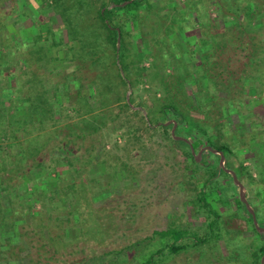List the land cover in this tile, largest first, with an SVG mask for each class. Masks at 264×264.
I'll return each mask as SVG.
<instances>
[{
    "label": "trees",
    "instance_id": "16d2710c",
    "mask_svg": "<svg viewBox=\"0 0 264 264\" xmlns=\"http://www.w3.org/2000/svg\"><path fill=\"white\" fill-rule=\"evenodd\" d=\"M2 1L4 0H0V3ZM30 1L12 0V3L7 4L8 0L0 7V15L3 18L2 21L0 20V58L7 60V63L4 60L3 65L17 61L20 65H25L27 69L30 66L29 60L17 57L15 52L29 51L43 63L45 74L60 79L53 83L51 89L45 86L26 88L25 85H19L18 81V91L8 85L0 92V160H3L0 161V264H43L45 254H49L50 259L59 260L62 251L67 247V235L48 236L49 226L45 222V218H50V213L57 209L54 203L59 191L54 190L46 196L43 192L36 190L28 192L25 178H28L31 172L14 171L10 168V159L18 157L16 163L32 159V170H45L44 163L38 155L46 147L43 144L40 145L37 139L47 135L44 131H47L48 127H54L55 138L60 140L59 144L57 141L51 146V150L55 152L53 157L56 163L47 166L46 175L41 176V179L46 183L51 176V171L53 172L58 166H65V170L57 174L55 181L59 185L60 182L66 183L68 174L80 172L81 167L76 168L80 163L88 166L89 172L92 171L94 175L96 173L101 178L103 173L92 167L98 163L94 157L95 153L92 155V152L96 150L100 142L95 140L91 144L90 150H87L91 155L85 163L81 162L83 156H77L81 151L79 144L82 145L110 123L119 120L114 105H119L126 100L119 92L111 88L132 85L129 75L135 63L133 54L130 60L127 56L130 52L127 49L126 39L128 37L137 39L141 45L140 49L143 50L137 54V57L138 55L141 57L139 62L150 61L149 56L153 57L152 45L144 31L147 27V18L151 14L149 11L153 9L150 0H40L38 3L40 13L51 10L61 21L59 29L51 28L48 23H45L43 28L42 20L34 19L37 15L30 18L26 11ZM17 4H20V8L23 7L20 16L27 19L29 17L31 24H34L32 31L26 30L30 37L27 42L16 40L11 31L10 20L17 10L15 9ZM247 15L250 16L251 13ZM202 19V16H198V23L201 24ZM172 20L173 22L170 21L165 29V37L172 39L173 34L179 33L188 38L186 28L183 30L181 23L174 24L179 22L178 20ZM240 21L244 22V19ZM155 23L160 25L155 29L163 28L159 20ZM234 24L239 27L238 17L234 16L222 22L221 34L222 39L225 36V44L226 41L229 44L232 39L237 38L235 34L225 29ZM153 33L156 35L155 32ZM221 34H217L212 42L207 40L197 42L195 56L198 60L194 62L193 71L187 78L175 75V70L178 68L176 64L171 67V74L165 78L166 91L161 100L162 106L159 107L163 122H154L146 110L147 118L150 119L145 123L147 131L152 134L158 132L167 134L170 131L169 139L172 145L176 149H187L191 164L196 169H204L207 172V178L195 183L199 188L192 199L195 214L204 217L201 226L194 231H190L187 226H173L164 231H154L147 239L152 243L159 244L160 240L163 243H160V246L149 256H145L142 264H162L181 253L202 248L214 241H222L225 248H231L230 245L234 244L239 237L238 232L232 231L228 221L223 218L227 215V211L231 210V204H235L237 210L247 219L249 229L254 234L252 247L255 249L258 264H261L264 258V233L260 234L256 230L253 216L240 198V188L234 183L233 176L227 172L232 168L230 158L238 157L241 153L220 141L224 131L227 134L231 133L227 131V123L233 122L232 112L235 109L233 101H236L233 96L238 92L241 93L240 89L251 77L246 75L244 79L241 76L242 70L236 81L232 77L236 74L235 72L231 74L232 70H229L227 66L224 65L222 68V64L220 62L221 66L218 64L220 46L224 43V41H218ZM248 34L246 32L241 36ZM259 45L261 46L258 49L254 48L253 56L258 57L257 66H264V44L260 42ZM174 46L177 45L174 44ZM167 55L168 53L164 57ZM173 61L176 60L173 59ZM254 61L251 57L245 64L247 68L252 69ZM179 62H184V58ZM147 70L142 69L141 78L146 77L144 72ZM227 70L229 75L225 80L223 78ZM0 72L3 71L0 70ZM7 73L9 81L15 77L16 82L15 74L12 75L10 71ZM262 77L264 76L257 78L264 80ZM96 80H99L101 84L96 85ZM238 81H241L240 85L236 83ZM84 82L89 83L87 87ZM234 84L238 86L235 89H233ZM188 86L193 88V92L186 90ZM183 88L185 91H182ZM61 90V93H57ZM131 102L130 100L123 103L122 112L129 111L132 115L142 114L131 108ZM8 103L10 106H6ZM70 115H75L79 120L66 126L59 125L62 120L69 119ZM147 118L141 115L143 121ZM173 128H175L174 136ZM32 134L36 136L33 137ZM15 147L19 149L18 153L12 155ZM199 150H203L200 158L197 157ZM261 152L262 155L259 158L250 159L260 166L258 170L256 169V177L251 168L244 166V159L240 160V167L235 174L246 192V201L256 217L259 228L264 229V151ZM220 154L224 156V168L215 165L216 160L218 162L221 160ZM209 159L213 161L209 162ZM120 171L112 172L114 181L121 180ZM191 172L192 177L197 179L198 174ZM125 174L127 177L122 174L123 177L131 181L136 179L133 174L126 172ZM13 175L20 181L12 184ZM98 181L91 178L86 185L73 181L71 185L65 186L64 195L66 196L63 199L58 197L59 201L68 198L75 204V210L69 211L68 214L74 215L76 220L89 213L91 215L89 219L94 220V208L89 203L83 204L88 208L82 207L81 199L84 198L83 194L87 186ZM229 186L232 187L229 188ZM32 201L42 203V208L35 210ZM219 206L222 207L221 212ZM81 208L83 212H80ZM96 217H99L98 220L92 223L99 232L89 227L81 228L80 238L88 235L95 238L96 235L106 231V224L101 220V216ZM9 233H13V236L7 237ZM94 233L96 235H93ZM234 233L237 234L234 235ZM13 239L16 241L13 242ZM144 241L143 239L133 241L124 249L139 248ZM122 252L123 250H113L105 255Z\"/></svg>",
    "mask_w": 264,
    "mask_h": 264
},
{
    "label": "rangeland",
    "instance_id": "374dc122",
    "mask_svg": "<svg viewBox=\"0 0 264 264\" xmlns=\"http://www.w3.org/2000/svg\"><path fill=\"white\" fill-rule=\"evenodd\" d=\"M6 1L8 0L2 1L0 7ZM30 2L26 10L30 18L37 15L34 19L42 20L43 28L44 24L48 23L51 28L59 29L61 21L51 10H44L40 13L38 4L40 0H31ZM150 2L153 4V9L149 11L151 14L147 18V27L144 31L152 45L153 57L149 56L150 61L139 62L141 57L139 55L137 57V54L143 50L140 49L141 45L137 39L131 37L126 39L127 49L130 52V54L127 53V56L130 60L133 54L135 63L129 75L132 85L111 88V90L119 92L121 97L126 100L120 102L119 105H114L119 120L110 123L99 134H94L93 138L87 139L82 145L79 144L81 151L77 156H83L81 162L85 163V160L91 155L90 152H87L90 150L91 144L95 140L100 142L96 150L91 151L92 155L95 153L94 157L98 162L92 167L102 172L103 176L100 178V175L96 173L94 175L91 170L89 172L88 166L80 163L81 165L78 164L76 167L77 169L81 167L80 172L68 174L66 183L60 182L59 185L55 181L57 174L62 173L65 166H58L53 172L51 171V176L45 183L41 178L46 175L47 166L56 163L55 157H53L55 152L51 150V146L57 141L59 144L60 141L55 138L54 127H48L47 131H44L47 135L37 139L40 145L43 144L46 147L38 155V158L44 163L45 170H32V159L24 160L22 163H16L18 157L10 159L9 165L14 171L31 172V175L25 178L28 192L36 190L43 192L46 196L54 190L59 191L54 203L57 209L50 213V218H45V222L49 226L48 236L67 235V247L62 251L59 260L50 259L49 254H45L43 264H142L145 256H149L153 250L160 246V243H163L162 240L158 244L147 239L154 231H164L173 226H187L190 231H194L201 226L204 217L195 214L192 199L199 188L195 183L207 178V172L201 168L196 169L191 164L187 149H176L172 145L169 139L170 131L167 134L161 132L152 134L147 131L145 123L150 120L147 118V112H149V116H152L154 122H163L159 107L162 106L161 100L166 91L165 78L171 74V67L176 64L178 68L175 70V75L187 78L188 74L193 71L194 62L198 60V57L195 56L197 42L199 40L212 42L217 34L222 33V22L226 19L230 20L234 16L238 17L239 27L234 24L225 29L231 34H235L237 38L236 40L232 39L229 44L226 41L225 44V36L223 39L222 34L218 37L219 42L224 41L220 46L218 64L220 62L222 66L219 65L222 68L224 65L227 66L229 70H232L231 74L235 72L236 74L232 77L236 81L242 70L241 76L245 79L248 75L251 79L245 82L243 88L240 89L241 93L238 92L233 96V99H236L233 101L235 109L232 112L233 117L231 116L233 122L227 123V131L231 133L227 134L224 131L220 141L241 153L238 157L230 158L232 168L229 171L235 174L242 159L245 160L244 166L251 168L254 175L256 169L258 170L260 167L250 159L259 158L262 155L261 151H264L262 148L264 146V80L257 78L264 76V68H262L264 66H257L258 57L253 56L255 55L254 48L258 49L261 46L260 42L264 44V0H150ZM9 3H12V0H9L7 4ZM22 8H20V4L16 5L15 9L17 10L10 20V26L16 40L27 42L30 37L26 30L32 31L34 24H31L29 17L27 19L20 16ZM249 13H251L250 16L247 15ZM141 16L143 17L144 14L142 13ZM198 16L203 18L201 24L198 23ZM172 19L178 20L179 22L174 24L181 23L183 30L186 28L188 38L179 33L173 34L172 39L165 37V29L169 26L170 21L173 22ZM242 19L244 22L240 21ZM0 20H3L1 15ZM156 20L162 23L161 30L155 29L160 27L155 23ZM246 32L249 34L242 37L241 35ZM63 34L65 37L64 32ZM166 53L168 55L164 57ZM15 55L29 60L30 66L25 69L26 66L20 65L17 61L3 65V62L7 63V60L0 58V70L3 71L0 72V92L8 85L18 91V81L19 85H25L26 88L45 86L47 89H51L53 83L60 79L45 74L43 63L29 51L21 50V52H15ZM250 56L255 60L252 69L245 65L251 59ZM181 57L184 58V62H179L182 60ZM143 68L148 70L144 72L146 77L141 78L140 74H142ZM229 70L224 74L223 79L228 78ZM7 71H10L12 75L15 74L16 82L15 77L9 81ZM92 78L95 80L94 77ZM96 82V85L101 84L99 80ZM236 83L240 85L241 81ZM84 84L87 87L89 83L84 82ZM237 87L236 84L233 85V89ZM187 89L189 92H193L191 86H188ZM178 91L181 92V90ZM182 91H185L184 88ZM61 92L62 90L57 93ZM130 100L132 101L131 108L142 114L132 115L129 111L122 112L123 103ZM6 106H10L9 103ZM13 112L15 111L13 110ZM141 115H144L147 120L143 121ZM194 116L196 115L194 114ZM78 120L79 118H76L75 115H70L69 119L62 120L59 125L66 126ZM32 136L35 137L36 134H32ZM24 143L23 140V145ZM13 149L12 155H16L19 149L17 147ZM208 161L212 162L213 160L209 159ZM220 161L216 160L215 165L221 167ZM116 171L121 172V180L114 181L112 179V172ZM191 171L198 174L197 179L192 177ZM125 172L133 174L136 179L131 181L129 178L123 177L122 174L127 177ZM91 178L99 181L87 186L86 192L83 194L84 198L81 199L82 207L88 208L83 204L89 203L95 210L94 220H98L99 217L96 216H101L107 229L103 233L101 232L102 234L94 233L95 238H91L89 235L80 238L81 228L89 227L98 231V228L92 223L94 220L89 219L90 213L87 216H80L76 220L74 215L68 214L69 211L75 210V204L68 198L59 201L58 197L63 199L66 196L64 193L67 184L71 185L73 181H79L86 185ZM11 181L12 184H15L20 180L13 175ZM231 187L229 186V188ZM244 195L246 199V192ZM45 200L47 201V199ZM33 204L37 211L42 208V203ZM231 207V210L227 211V215L223 216L228 221L231 230L238 232V234L234 233L239 237L234 244L230 245L231 248H225L222 241H214L202 248L181 253L162 264H258L255 249L252 247L254 234L249 229V223L237 210L235 204H231ZM219 210L221 212L222 207ZM80 212H83V209ZM12 234L9 233L6 236L12 237ZM139 239L145 240L139 248L124 249L128 244ZM15 241L13 239V242ZM113 250H123V252L105 255Z\"/></svg>",
    "mask_w": 264,
    "mask_h": 264
},
{
    "label": "water",
    "instance_id": "95a60500",
    "mask_svg": "<svg viewBox=\"0 0 264 264\" xmlns=\"http://www.w3.org/2000/svg\"><path fill=\"white\" fill-rule=\"evenodd\" d=\"M118 43H119V40H118ZM174 132H175V128L172 129V135H173V136H174ZM175 139H180V138L175 137ZM202 151H203V150H201V151L199 152V154L197 155V157H199V158L201 157V153H202ZM193 154H194V152H193ZM220 156H221L220 165H221V168H224V156H223L222 154H220ZM227 172L233 176V181H234V183L236 184V186H238V187L240 188V198H241L242 202L246 204L247 209H248L249 212L252 214V216H253V224H254L256 230H257L260 234L264 233V229L259 228V225H258V222H257V220H256V217H255L253 211H252V210L250 209V207L248 206V203H247V201H246V199H245V195H244V192H245V191H244L243 186L238 182V180H237V178H236V176H235V174H234L233 172H231V171H227ZM261 264H264V258H262Z\"/></svg>",
    "mask_w": 264,
    "mask_h": 264
}]
</instances>
